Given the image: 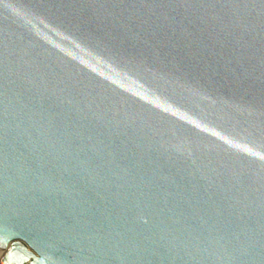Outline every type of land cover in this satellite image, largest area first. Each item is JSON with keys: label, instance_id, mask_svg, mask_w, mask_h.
<instances>
[{"label": "water", "instance_id": "1", "mask_svg": "<svg viewBox=\"0 0 264 264\" xmlns=\"http://www.w3.org/2000/svg\"><path fill=\"white\" fill-rule=\"evenodd\" d=\"M3 264H264V0H0Z\"/></svg>", "mask_w": 264, "mask_h": 264}, {"label": "built area", "instance_id": "2", "mask_svg": "<svg viewBox=\"0 0 264 264\" xmlns=\"http://www.w3.org/2000/svg\"><path fill=\"white\" fill-rule=\"evenodd\" d=\"M0 264H3V263L1 262V260H0Z\"/></svg>", "mask_w": 264, "mask_h": 264}]
</instances>
